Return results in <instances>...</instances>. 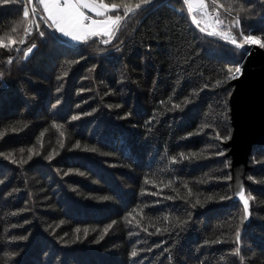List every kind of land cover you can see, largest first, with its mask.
Listing matches in <instances>:
<instances>
[{
  "label": "trees",
  "instance_id": "1",
  "mask_svg": "<svg viewBox=\"0 0 264 264\" xmlns=\"http://www.w3.org/2000/svg\"><path fill=\"white\" fill-rule=\"evenodd\" d=\"M107 1L115 36L74 45L37 0L29 17L0 0V264H264V144L240 239L225 146L228 83L247 38L264 50V0H204L236 43L189 0Z\"/></svg>",
  "mask_w": 264,
  "mask_h": 264
},
{
  "label": "water",
  "instance_id": "2",
  "mask_svg": "<svg viewBox=\"0 0 264 264\" xmlns=\"http://www.w3.org/2000/svg\"><path fill=\"white\" fill-rule=\"evenodd\" d=\"M239 49L243 53L242 71L228 83L232 86L229 106L233 131L225 143L231 158L232 201L239 202L244 210L238 239L252 222L251 202L245 192L248 155L254 145L264 144V50L257 43L247 47L240 45Z\"/></svg>",
  "mask_w": 264,
  "mask_h": 264
},
{
  "label": "crops",
  "instance_id": "3",
  "mask_svg": "<svg viewBox=\"0 0 264 264\" xmlns=\"http://www.w3.org/2000/svg\"><path fill=\"white\" fill-rule=\"evenodd\" d=\"M46 20L68 42L108 41L117 31L118 7L107 0H37Z\"/></svg>",
  "mask_w": 264,
  "mask_h": 264
},
{
  "label": "rangeland",
  "instance_id": "4",
  "mask_svg": "<svg viewBox=\"0 0 264 264\" xmlns=\"http://www.w3.org/2000/svg\"><path fill=\"white\" fill-rule=\"evenodd\" d=\"M26 2L25 14L27 17H29L32 13L31 11L33 8L31 7L30 0H26ZM189 7L191 9L194 20L202 29L222 38L225 41L236 43L235 37H230V34H233L232 30L222 25L221 21L217 17L218 14L216 12L212 13L211 11H209L204 0H189ZM246 42L247 45H250L252 42L256 43L257 41L255 39L247 38ZM68 43L74 44L72 42ZM103 43L105 44L106 42L103 41Z\"/></svg>",
  "mask_w": 264,
  "mask_h": 264
},
{
  "label": "built area",
  "instance_id": "5",
  "mask_svg": "<svg viewBox=\"0 0 264 264\" xmlns=\"http://www.w3.org/2000/svg\"><path fill=\"white\" fill-rule=\"evenodd\" d=\"M230 37H236L235 34H230ZM253 43V42H252ZM242 68L239 66L235 73L232 75V79L237 78L241 74Z\"/></svg>",
  "mask_w": 264,
  "mask_h": 264
},
{
  "label": "bare ground",
  "instance_id": "6",
  "mask_svg": "<svg viewBox=\"0 0 264 264\" xmlns=\"http://www.w3.org/2000/svg\"><path fill=\"white\" fill-rule=\"evenodd\" d=\"M23 9V8H22ZM33 20V19H32ZM32 24V23H31ZM31 26V25H30ZM27 27V26H26ZM20 37V36H19ZM112 124H114V123H112ZM114 126V125H113ZM114 130V129H113ZM116 130V129H115ZM108 131V130H107ZM118 131V130H117ZM112 133V132H111ZM120 133V132H119ZM123 133V132H122ZM124 134V133H123ZM115 136H116V134H115ZM105 141V140H104ZM123 143V142H122ZM120 145V144H119ZM122 145V144H121Z\"/></svg>",
  "mask_w": 264,
  "mask_h": 264
},
{
  "label": "clouds",
  "instance_id": "7",
  "mask_svg": "<svg viewBox=\"0 0 264 264\" xmlns=\"http://www.w3.org/2000/svg\"><path fill=\"white\" fill-rule=\"evenodd\" d=\"M235 39H236V37H235ZM105 42H107V41H105ZM254 43H255V42L251 43L250 45H252V44H254ZM256 43H257V42H256ZM257 44H258V43H257ZM244 46L247 47V46H249V45H247V46L244 45ZM239 66H240V64H239ZM239 66H238V67H239ZM240 67H241V66H240Z\"/></svg>",
  "mask_w": 264,
  "mask_h": 264
}]
</instances>
